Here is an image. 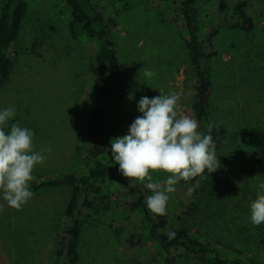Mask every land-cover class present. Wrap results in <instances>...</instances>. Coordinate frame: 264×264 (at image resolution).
I'll return each instance as SVG.
<instances>
[{
  "label": "rangeland",
  "instance_id": "rangeland-1",
  "mask_svg": "<svg viewBox=\"0 0 264 264\" xmlns=\"http://www.w3.org/2000/svg\"><path fill=\"white\" fill-rule=\"evenodd\" d=\"M228 1L247 3V15L254 21L252 30L233 28L230 10L218 13L216 2L199 6L198 25L207 50L214 53L209 61V118L227 133L216 154L219 161H229L227 171L237 181L233 199L242 209L223 224L198 223L183 214L192 203V192L178 183L169 194L166 214L172 227H190L193 233L217 239L264 264V224L254 226L250 220L251 202L258 193L264 194L258 187L264 183V173L257 167L254 146L257 141L264 143V0ZM26 2L19 35L10 51L8 80L0 89V110L15 109L12 122L33 131L34 151L49 147L52 151L44 152L46 161L34 168L29 185L33 197L22 210L8 207L0 193V264H55L57 237L67 224L63 213L70 190L65 185L34 187L59 173L77 171L79 160L87 153L95 45L84 36L74 39L70 35V12L63 1ZM93 3L110 23L109 40L118 59L117 90L107 131L110 146L115 138L127 135L130 125L142 115L137 105L143 96L176 93L179 114L196 119L192 110L195 77L177 8L157 2ZM145 68L156 75L145 77ZM198 124L205 135L204 126ZM151 174L155 181L167 178L164 173ZM224 184V178L218 176L197 185L228 199L232 194L224 192ZM117 209L111 205L105 216L81 213L76 264H123L126 255L135 254L117 239L115 229L127 228V233L136 235L137 243L139 237L145 238L140 218L126 219L132 211H125L122 217ZM145 247L138 257H153L154 246L145 242ZM176 260L177 264H208L185 256Z\"/></svg>",
  "mask_w": 264,
  "mask_h": 264
},
{
  "label": "trees",
  "instance_id": "trees-1",
  "mask_svg": "<svg viewBox=\"0 0 264 264\" xmlns=\"http://www.w3.org/2000/svg\"><path fill=\"white\" fill-rule=\"evenodd\" d=\"M61 1L70 12L71 20L68 25L70 35L74 39L84 36L92 41L95 47L92 58L94 79L90 91L93 108L86 121L87 153L79 160L80 166L77 171L59 173L34 187V190H37L65 185L70 190L69 200L63 213L67 224L57 237L55 264H76L79 261L77 245L82 228L81 213L85 211L89 217H93L101 212L105 216V212L110 210L111 205L120 208L117 210L122 217L125 211H132L126 219L138 216L141 223L140 229L145 233V238L139 237L136 243L134 241L136 235L127 233V228L115 229L117 239L125 242L129 249L135 252L132 256L126 255L123 264H177L176 259L181 256L198 259L208 264H258L255 259L245 257L237 248L209 238L205 234L193 233L190 227H172L167 214L157 216L147 209L146 198L152 193L145 187L146 182H130L120 173L119 165L112 161L107 134L110 107L114 103L118 74L117 54L109 40L110 23L105 20L100 8L93 3V0ZM108 1L157 2L177 8L181 17L180 23L183 24L186 33L185 47L195 77L192 110L196 120L204 126L205 135L209 134L208 125H213L210 134L215 143V152L218 151L226 141L227 133L222 126L211 122L209 118L208 105L212 92L209 61L214 53L207 50L200 36L199 6L216 2L218 13L223 14L230 10L233 28L250 31L254 28V21L247 15V3L230 4L228 0ZM26 8V0H3L1 4L0 89L8 80L12 65L10 51L18 38ZM206 41L209 43V39ZM254 146L258 155L255 160L257 167L264 173V143L257 141ZM219 163L220 168L213 173L205 170L202 176L187 182H179L180 185L189 188L195 186L192 191V203L183 214L198 223L223 224L228 217L239 214L242 209L241 204L233 199L237 191V181L236 177L227 171L229 161L222 159ZM218 176H222L225 180L224 192L232 194L228 199L220 198L215 192L197 185L201 181ZM145 242L154 246V255L139 258L138 255H142L147 250ZM136 248L140 249L139 252Z\"/></svg>",
  "mask_w": 264,
  "mask_h": 264
},
{
  "label": "clouds",
  "instance_id": "clouds-1",
  "mask_svg": "<svg viewBox=\"0 0 264 264\" xmlns=\"http://www.w3.org/2000/svg\"><path fill=\"white\" fill-rule=\"evenodd\" d=\"M143 71L148 78L156 75L147 68ZM179 98L176 93L141 97L137 107L142 115L130 125L127 135L111 141L112 161L130 182H146L152 193L146 198V207L157 216L166 215L169 194L180 181L220 167L210 134L213 125H208L209 134L202 135L195 118L179 114ZM14 116V108L0 110V193L8 207L20 211L33 197L29 185L34 168L46 161L44 152L50 154L52 149L34 151L33 131L12 122ZM151 173H164L167 178L155 181ZM258 187L264 191V183ZM250 220L254 226L264 224V194L258 193L251 202Z\"/></svg>",
  "mask_w": 264,
  "mask_h": 264
}]
</instances>
